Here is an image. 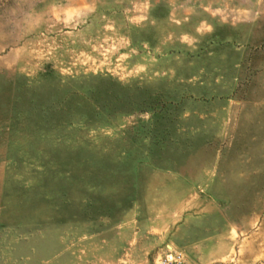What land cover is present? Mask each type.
I'll use <instances>...</instances> for the list:
<instances>
[{
	"label": "rangeland",
	"instance_id": "374dc122",
	"mask_svg": "<svg viewBox=\"0 0 264 264\" xmlns=\"http://www.w3.org/2000/svg\"><path fill=\"white\" fill-rule=\"evenodd\" d=\"M0 264H264V0H0Z\"/></svg>",
	"mask_w": 264,
	"mask_h": 264
},
{
	"label": "built area",
	"instance_id": "2783aa9c",
	"mask_svg": "<svg viewBox=\"0 0 264 264\" xmlns=\"http://www.w3.org/2000/svg\"><path fill=\"white\" fill-rule=\"evenodd\" d=\"M181 256L180 254H169L166 256V261L172 262H180Z\"/></svg>",
	"mask_w": 264,
	"mask_h": 264
}]
</instances>
